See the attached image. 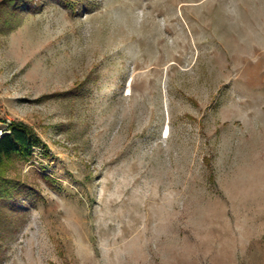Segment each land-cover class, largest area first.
Returning <instances> with one entry per match:
<instances>
[{
  "label": "rangeland",
  "instance_id": "374dc122",
  "mask_svg": "<svg viewBox=\"0 0 264 264\" xmlns=\"http://www.w3.org/2000/svg\"><path fill=\"white\" fill-rule=\"evenodd\" d=\"M8 3L0 264H264V0Z\"/></svg>",
  "mask_w": 264,
  "mask_h": 264
},
{
  "label": "trees",
  "instance_id": "16d2710c",
  "mask_svg": "<svg viewBox=\"0 0 264 264\" xmlns=\"http://www.w3.org/2000/svg\"><path fill=\"white\" fill-rule=\"evenodd\" d=\"M13 9L21 11L27 2H30V8L35 7V0H7ZM63 4L70 6L72 9L79 6L81 0H61ZM7 132L0 137V200L8 199L9 201H19L17 193L27 191V188L20 180L11 179L7 176V169L14 158L28 160L34 157L36 148L43 145L39 135L30 128L26 123L14 121L8 125ZM2 129V128H1ZM31 201L30 198H23V201Z\"/></svg>",
  "mask_w": 264,
  "mask_h": 264
}]
</instances>
